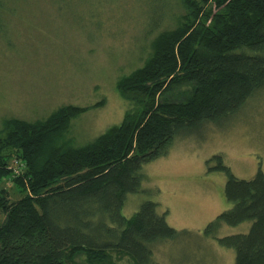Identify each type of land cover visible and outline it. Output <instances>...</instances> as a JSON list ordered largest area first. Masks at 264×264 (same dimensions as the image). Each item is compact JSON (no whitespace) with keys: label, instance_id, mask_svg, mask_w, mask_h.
I'll return each instance as SVG.
<instances>
[{"label":"trees","instance_id":"obj_1","mask_svg":"<svg viewBox=\"0 0 264 264\" xmlns=\"http://www.w3.org/2000/svg\"><path fill=\"white\" fill-rule=\"evenodd\" d=\"M183 4L182 21L158 35L147 61L118 81L131 104L119 124L74 146L65 135L87 107L68 105L45 120L4 122L0 264H78L79 255L87 264H108L114 255L153 264V245L178 237L155 202L127 218V195L140 191L144 166L166 156L177 137L221 125L264 88V0ZM184 84L193 88L186 100L161 99ZM215 158L228 176L224 198L230 207L206 234L223 224L252 222L248 233L219 241L235 250V264H264V172L240 179L221 156ZM11 191L20 198L12 201Z\"/></svg>","mask_w":264,"mask_h":264},{"label":"rangeland","instance_id":"obj_2","mask_svg":"<svg viewBox=\"0 0 264 264\" xmlns=\"http://www.w3.org/2000/svg\"><path fill=\"white\" fill-rule=\"evenodd\" d=\"M0 2V132L8 119L34 122L64 106L87 107L65 135L74 146L122 121L131 104L118 81L141 67L157 36L186 14L183 0ZM192 90L184 84L161 99L184 101ZM216 156L240 179L264 172V88L221 125L177 137L166 156L144 166L141 189L127 195L123 214L130 218L152 201L179 231L176 239L153 245V264H235V250L219 239L248 233L252 222L223 224L206 234L230 207L224 198L228 176ZM10 195L12 201L20 198L15 191ZM85 259L79 255L78 264H87ZM108 264L134 263L114 255Z\"/></svg>","mask_w":264,"mask_h":264}]
</instances>
